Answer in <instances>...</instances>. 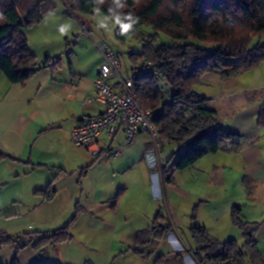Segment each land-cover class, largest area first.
<instances>
[{"label": "crops", "instance_id": "crops-1", "mask_svg": "<svg viewBox=\"0 0 264 264\" xmlns=\"http://www.w3.org/2000/svg\"><path fill=\"white\" fill-rule=\"evenodd\" d=\"M44 1L41 22L22 33L37 64L61 58V65L40 69L24 84H11L0 75V150L9 157L0 163V233L27 241L19 249L21 264H48L54 253L64 264L62 250L72 251L78 238L94 250L117 238L118 246L136 255L135 264H199L193 256L198 250L195 227L204 228L220 244H244L231 216L236 207L241 220L254 229L264 257V62L229 79L205 73L195 87L208 98L206 106L217 113L218 125L240 139V150L231 151L229 145L191 168L161 175L158 182L145 159L155 150L145 132L129 147L123 146L122 132L111 145L102 140L89 149L73 142L72 132L83 120L105 113L96 99V83L104 63L102 43L109 45L101 24L108 23L102 12L78 17L68 13L61 0ZM109 25L114 35L121 26L111 21ZM62 27L66 31L61 32ZM132 67L133 63L128 77ZM118 79L114 76L109 83ZM161 146L166 163L183 151L162 141ZM96 148L102 153L94 155ZM119 148L120 157L108 154ZM86 153L96 157L90 164L85 162ZM100 162L108 179L96 193L88 181L90 172L103 166ZM121 177L128 186L109 195L110 183ZM46 189L55 191L52 200L45 199ZM91 194L99 197L97 203L83 205ZM131 195L130 205H125ZM63 198L76 201L75 210L64 209ZM72 211L80 215L71 225V241L36 252L30 249L44 234L70 224L73 217L61 220ZM154 226L160 232H154Z\"/></svg>", "mask_w": 264, "mask_h": 264}, {"label": "trees", "instance_id": "trees-1", "mask_svg": "<svg viewBox=\"0 0 264 264\" xmlns=\"http://www.w3.org/2000/svg\"><path fill=\"white\" fill-rule=\"evenodd\" d=\"M61 1L73 16L102 12L119 19L122 25L131 24L127 32H122V25L115 32L120 44H126L144 29L149 30L140 54L133 51L128 54L133 65L144 59L158 74L141 75L135 82L137 94L144 107L154 113L152 121L160 140L183 150L166 163L161 170L162 178L171 170L191 168L208 154H216L229 145L231 151L240 150V139L218 125L217 113L206 106L208 98L198 94L195 87L205 73H218L229 79L264 62V0ZM45 4L44 0H0V75L11 84H24L40 69L61 65V58L37 64L22 33L41 22ZM164 36L170 41L163 40ZM160 81L170 88L167 101ZM261 116L264 117V107ZM7 159L0 150V163ZM165 180L170 182L171 178ZM44 196L52 200L55 191L46 189ZM239 211L236 207L231 216L234 226L243 233L242 246L235 241L220 244L204 228L192 229L198 245L193 256L199 264L200 254L218 264H264L254 229L241 220ZM75 220L76 217L67 226L44 234L33 248L39 251L71 241L70 229ZM152 229L160 232L155 226ZM11 245L16 246L13 238L0 233V248ZM18 250L15 248L16 256L10 264H18Z\"/></svg>", "mask_w": 264, "mask_h": 264}, {"label": "built area", "instance_id": "built-area-1", "mask_svg": "<svg viewBox=\"0 0 264 264\" xmlns=\"http://www.w3.org/2000/svg\"><path fill=\"white\" fill-rule=\"evenodd\" d=\"M102 54L104 63L101 67L100 77L96 83L98 87L97 102L105 108L101 116L85 119L72 132L71 138L75 145L93 148L100 141L111 145L116 141L119 133L125 135L123 146H131L141 133L151 136L155 146L153 152H147L148 167L155 181L161 179V169L166 164L161 155V141L157 129L152 121L154 113L144 107L137 94L135 82L141 75H154L158 71L147 61L140 62L131 68L128 78L122 77V63L116 50L103 42ZM118 76L116 84L112 85L109 80ZM123 149H112L108 152L112 158H118ZM102 153V149H95L93 154ZM194 251L193 253H196ZM201 264H218L216 260L210 261L205 254H200Z\"/></svg>", "mask_w": 264, "mask_h": 264}, {"label": "rangeland", "instance_id": "rangeland-1", "mask_svg": "<svg viewBox=\"0 0 264 264\" xmlns=\"http://www.w3.org/2000/svg\"><path fill=\"white\" fill-rule=\"evenodd\" d=\"M102 14L103 13H101L100 15H102ZM103 16H104L103 20L105 22H107L108 24H104L102 22L101 25H103V26H101V29L103 30L105 36H107V39H109V45L114 50H118L121 53L120 59H121L122 68H123L122 72L125 74L124 77L127 78L128 77V71L127 70L129 69L130 65L132 64V60H130L128 52L133 51L134 53L140 54L141 49H142V47H141L142 43L145 41V39H147L149 37V34H148L149 30L144 29V30L140 31L137 36L130 38L126 44H120L116 40L115 35L110 31L112 28L109 25V22L111 21V22H115L116 24H121V25H122V22L116 18L110 19L109 17H106V15H104V14H103ZM117 21H119V22H117ZM163 40L168 41V42L170 41L169 38H167L166 36L163 37ZM142 61H145V60L141 59L140 62H142ZM140 62L137 65H139ZM134 66H136V65H133V67ZM159 83H160V88L162 90L163 96H165L166 101L169 100L170 96H171L169 86L166 85V83H164L162 81H160ZM83 150H85V149H83ZM160 157L165 160V158L162 157V150H161ZM95 158L93 156H91L89 153L85 154V162L88 164H90L92 159L94 160ZM101 162H100V164H102L103 166L95 167V169L92 172H90V174H89L90 175V179H89L90 181H88V183L90 184V188L92 189V187H93L94 191L96 193L99 190L101 183L104 181H107L106 180L107 174H106V170H105V165ZM88 164H86V165H88ZM110 181H111V179L109 180V182ZM110 186H111V189H109L108 193H111L109 195L113 196V194H116L122 187L126 188L128 185H127L126 179H124V177H121L120 180H116L114 182V184L110 183ZM134 192H135V190H134ZM149 192H150L151 197H152L151 190ZM100 196H101V194H100ZM132 196L133 195L127 197V199L125 200V205H130L131 200H132V198H131ZM98 198L95 195L91 194V196L88 198L89 200L88 199L85 200L83 205L85 203H86V205H89L95 201L97 203ZM156 199L160 200L159 198H156ZM61 201H62L61 206L64 209H66L67 211L72 210V208H73V210H75L74 208H75L76 201L75 202L69 201V199L67 200L66 198H63ZM88 201H90V202H88ZM59 205L60 204H58V206ZM163 208L167 211L166 207L163 206ZM74 214L78 215L77 212L74 213L72 211L71 215L66 214V216L64 217L65 219H63L61 221L68 222L72 217L74 219L75 217L77 218L80 215L79 214L78 216H75ZM5 226L7 228L8 225H5ZM0 230H3L1 226H0ZM4 231H6V230H4ZM7 236H8V234H7ZM118 243H119V241L116 238L114 242H112V241L108 242L107 244H103L98 250H94V249L89 248L88 246H85L83 244V242L78 238V240L74 241L73 245H71V247H70L72 249V251H69V249H67L65 251L62 250V252H64V255H63L64 259L62 260V262L64 264H135V263H137L135 261L136 255L132 252H125V248H123L122 245L118 246ZM29 247L31 250L34 249L33 246H29ZM35 252H36V250H35ZM19 253H20V250L17 252V254H18L17 260H18V264H21V259H20ZM15 256H16V254H15L14 249L11 250L10 248H7V247H1L0 248V260H3L2 263H4V264L12 263ZM57 263H59V264L61 263V262H59L57 255L55 253L50 255V259H49L48 264H57Z\"/></svg>", "mask_w": 264, "mask_h": 264}, {"label": "water", "instance_id": "water-1", "mask_svg": "<svg viewBox=\"0 0 264 264\" xmlns=\"http://www.w3.org/2000/svg\"><path fill=\"white\" fill-rule=\"evenodd\" d=\"M13 241H15L17 248L24 249L27 245V241L24 240L23 236H16Z\"/></svg>", "mask_w": 264, "mask_h": 264}, {"label": "clouds", "instance_id": "clouds-1", "mask_svg": "<svg viewBox=\"0 0 264 264\" xmlns=\"http://www.w3.org/2000/svg\"><path fill=\"white\" fill-rule=\"evenodd\" d=\"M128 19H131V16H129ZM117 22H119V21H117ZM134 22H135V21H133V23H134ZM121 27H122V32H127V31L131 28V24H129V25H127V26L122 25ZM60 31H61V32H64V31H66V30H65L64 27H62V28L60 29Z\"/></svg>", "mask_w": 264, "mask_h": 264}]
</instances>
